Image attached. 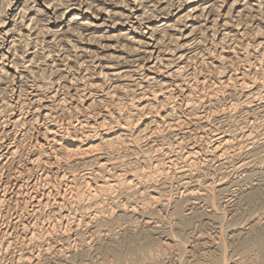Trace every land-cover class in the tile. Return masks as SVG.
<instances>
[{
	"label": "bare ground",
	"instance_id": "bare-ground-1",
	"mask_svg": "<svg viewBox=\"0 0 264 264\" xmlns=\"http://www.w3.org/2000/svg\"><path fill=\"white\" fill-rule=\"evenodd\" d=\"M50 2L0 0V264H84L116 229L153 264H218L214 193L264 205L260 0Z\"/></svg>",
	"mask_w": 264,
	"mask_h": 264
},
{
	"label": "clouds",
	"instance_id": "clouds-1",
	"mask_svg": "<svg viewBox=\"0 0 264 264\" xmlns=\"http://www.w3.org/2000/svg\"><path fill=\"white\" fill-rule=\"evenodd\" d=\"M121 2H123V0H121ZM136 2L137 4H141L143 0H136ZM241 2L246 4V0H232L233 5ZM220 3L222 5L224 0H220ZM29 4L33 5L34 0H25V9H27ZM10 5L11 0H5V7H9ZM47 5H51V7L56 5L57 7H63L66 10H70L69 5L65 0H51ZM75 7H77V4L72 3L71 8ZM81 7H83V5H81ZM125 7H127V5H125ZM260 9V18L264 19V0H260ZM84 10L91 11L92 7H88ZM104 10L105 9L103 8L99 9L101 12ZM36 11L41 13V15H44L39 8H37ZM248 11L249 16L251 17V9L249 8ZM2 15H4V13L0 11V16ZM147 15L150 16L151 13H147ZM57 18L63 19V16L61 15ZM79 19V16H72L69 21H67L65 31L68 34H71L73 39L81 38L82 29L88 26L83 22L78 25L74 24V22ZM2 23L3 21H0V24ZM16 23L19 24L20 21L17 20ZM13 31H15V29H13ZM83 38L86 41L88 40L86 35H84ZM100 39H111V37H103ZM3 40L4 36L0 35V42ZM68 42L72 43V40H69ZM91 42L97 43L98 40L92 39ZM0 46H2V43H0ZM101 47H105V45L102 44ZM9 50L11 51V49ZM77 51L82 50L77 49ZM92 55L95 56V54ZM64 79H67V77ZM241 213L242 215L240 216L233 213V216L236 217L235 219L229 218L233 222L234 227L227 230H221L216 237H213V243L222 249L218 264H264V237L255 239L251 234H245L253 221L264 225V210H250L249 205L245 204L241 209ZM119 233V229H116L114 232L109 231L104 233L101 237L102 242H97L94 246L89 245L88 248H85L84 251L88 252L89 255L85 258L84 264H153L152 257L154 250H152L150 246H125L121 241ZM105 237L112 238L108 246L104 243ZM206 254V251H201L199 256L202 259H197L196 254L193 253L192 260H190L188 264H193V261H195L196 264H206ZM77 264H80L79 259L77 260ZM161 264H163V262H161Z\"/></svg>",
	"mask_w": 264,
	"mask_h": 264
},
{
	"label": "rangeland",
	"instance_id": "rangeland-1",
	"mask_svg": "<svg viewBox=\"0 0 264 264\" xmlns=\"http://www.w3.org/2000/svg\"><path fill=\"white\" fill-rule=\"evenodd\" d=\"M210 39V38H209ZM139 62L137 61V62H134L133 61V59L131 60L130 59V61L127 63L128 65H130V66H136L137 64H138ZM138 77V76H137ZM136 77V78H137ZM138 79V78H137ZM114 81V80H113ZM113 81H110L111 82V84H109V85H111V86H114L115 84H113L114 82ZM57 115H59V114H57ZM56 115V116H57ZM55 117V116H54ZM55 118H57V117H55ZM227 171H230L232 168L230 167V165L228 166L227 165ZM230 169V170H229ZM220 177H218V176H216V180L217 179H219ZM242 179H244V177H242ZM176 186V185H175ZM230 192L228 193V195H230V197H231V191L233 190V187L232 188H229L228 189ZM228 190L227 191H224V192H215L214 193V197H215V199H219V200H215L216 201V204L219 206V210H222L221 212H224V213H226V214H224L225 215V223H224V225L226 226V227H234V226H232L229 222H231V223H233L231 220H229V218H233V219H235L236 217H234L233 216V209H234V213H236V214H241L242 215V213H240L241 212V210L240 209H242L243 208V206L245 205V204H247V205H249V207H250V210H264V205L263 204H261V203H256L255 204V202H237V201H235V197H233V195H232V197L231 198H233V200L228 196V195H226L227 194V192H228ZM226 192V194H224ZM217 193H219L218 195H217ZM222 193H223V196H222ZM219 196V197H218ZM224 196L226 197V198H224ZM226 199V200H225ZM222 200V201H221ZM231 201V202H230ZM218 202L222 205H220V204H218ZM236 203V204H235ZM253 203H254V205H253ZM234 204V205H233ZM240 204V205H239ZM232 205V206H231ZM239 205V206H238ZM221 206V207H220ZM230 206V207H229ZM255 206V207H254ZM240 208V209H239ZM226 210V211H225ZM232 213V214H231ZM228 215V216H227ZM238 216V215H237ZM240 216V215H239ZM228 217V218H227ZM173 219V218H172ZM228 219V220H227ZM226 220L228 221V223H226ZM205 222H206V220H205ZM197 224V223H196ZM229 226H228V225ZM196 227H195V229H196V231L197 232H201V233H209L207 230H209L210 232H213V230H214V232H215V229L213 228L212 230H210L211 228H212V225L211 226H208V227H206V226H204V227H199V223H198V225H195ZM224 226V227H225ZM0 227H3V225H1ZM202 228V229H201ZM193 230V229H192ZM70 245L71 246H73V243H71L70 242ZM185 256H186V253H185ZM10 256H7L6 257V261L5 262H3V264L4 263H6L7 261L9 262L10 260V258H9ZM7 264V263H6Z\"/></svg>",
	"mask_w": 264,
	"mask_h": 264
},
{
	"label": "snow or ice",
	"instance_id": "snow-or-ice-1",
	"mask_svg": "<svg viewBox=\"0 0 264 264\" xmlns=\"http://www.w3.org/2000/svg\"><path fill=\"white\" fill-rule=\"evenodd\" d=\"M9 7H11V5ZM49 7H51V5H49ZM0 27H2V25H0Z\"/></svg>",
	"mask_w": 264,
	"mask_h": 264
}]
</instances>
